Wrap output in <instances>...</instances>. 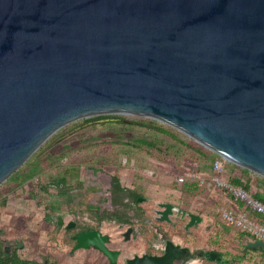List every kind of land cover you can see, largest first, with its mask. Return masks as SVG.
Wrapping results in <instances>:
<instances>
[{
    "label": "water",
    "instance_id": "1",
    "mask_svg": "<svg viewBox=\"0 0 264 264\" xmlns=\"http://www.w3.org/2000/svg\"><path fill=\"white\" fill-rule=\"evenodd\" d=\"M101 115L166 124L264 178V0H0V184L60 128ZM106 241L82 233L73 250L115 264Z\"/></svg>",
    "mask_w": 264,
    "mask_h": 264
},
{
    "label": "rangeland",
    "instance_id": "2",
    "mask_svg": "<svg viewBox=\"0 0 264 264\" xmlns=\"http://www.w3.org/2000/svg\"><path fill=\"white\" fill-rule=\"evenodd\" d=\"M140 120L151 119L93 116L69 123L53 134L40 153H34L29 163L25 162L0 184V249L9 253L17 251L27 264H106L96 252L70 253L75 231L65 230L44 217L64 215L65 220L71 219V215L66 216L71 207L61 204V210L48 212L47 208L43 209L48 205L40 193L41 186L57 183L60 178H65L71 188L78 186L80 179L89 183L87 174L92 171L94 176L118 177L124 186L147 199L141 205L146 210L170 203L185 211L187 219L191 215L201 219L194 226L185 224L187 219H176L171 224L159 222L158 226L174 243L193 251L217 252L221 255L219 260L241 255L250 239L240 230L226 227L221 220L220 209L228 208L231 202L225 191L211 183L213 165L216 161L222 163L221 178L228 183L240 175L243 184L249 183V193L259 190L255 187L256 175L234 170V164L220 156L210 162L208 154L212 151L172 127L159 123L168 127L183 144L131 124ZM139 140L152 145L146 146ZM260 190L264 192V188ZM101 229L110 235L111 246L123 252L118 264H125L123 258L152 251L148 235L124 242L122 231L115 225L106 224ZM184 261L175 264H219L208 260ZM241 264H264V258L248 253Z\"/></svg>",
    "mask_w": 264,
    "mask_h": 264
},
{
    "label": "flooded vegetation",
    "instance_id": "3",
    "mask_svg": "<svg viewBox=\"0 0 264 264\" xmlns=\"http://www.w3.org/2000/svg\"><path fill=\"white\" fill-rule=\"evenodd\" d=\"M91 172L87 174L90 179L89 183L83 182L80 179L79 185L73 188L68 187L65 178H60L57 183L48 184L47 187H40L43 200L48 205L46 207L45 204L43 209L47 208L48 212H55L56 210H61L59 209L61 208V204L71 207V212L66 215H71V219L65 220L64 215L53 216L51 218L44 217L49 222L55 221L57 226L65 230L75 231L73 235L75 244L72 247L71 254L76 251L96 252L97 256L104 258L106 264H110L108 257L95 247L73 250L79 234L98 231L101 237L107 238L105 242L107 249L118 253L115 262V264H118L121 257H123V252L121 249L111 246L112 240L110 235L104 233L101 229L106 224H113L122 231L124 242H129L146 235L151 240L150 246L152 251L123 258V263L125 264L127 260L134 257L162 256L165 253L167 243H172L179 249H186L184 255L173 264L176 262H186L184 260L188 259L211 260V256L215 252L200 249L193 251L185 245L174 243L158 226L159 222L171 224L175 223L176 219L180 221L186 220L187 213L185 211L170 203H163L159 205V208L146 210L141 205L146 203L147 199L139 196L133 188L124 186L118 177L114 175L94 176ZM48 190L53 191L49 192ZM200 221L199 217L191 215L185 224L189 223L190 226H194ZM45 264L48 263L46 262Z\"/></svg>",
    "mask_w": 264,
    "mask_h": 264
},
{
    "label": "trees",
    "instance_id": "4",
    "mask_svg": "<svg viewBox=\"0 0 264 264\" xmlns=\"http://www.w3.org/2000/svg\"><path fill=\"white\" fill-rule=\"evenodd\" d=\"M113 117H115V116H113ZM159 123L160 122H157L155 120H147V121L140 120V121L131 122V124H133L135 126L142 127V128L149 129V130H154V131H156L158 133H161V134H163V135H165V136H167V137H169V138H171V139H173L175 141L180 142L181 144L184 143L177 136H175L171 132V130H168L169 129L168 127H170V126L161 123L163 125L168 126L167 129H166L165 127L161 126V124H159ZM139 143L144 144L146 146L152 145L150 142H147L145 140H139ZM46 144H47V142H45L42 146H40L39 149L35 153L36 154L40 153L44 149ZM214 157H218V155L213 153V152H210L208 154V159H209L210 162L214 159ZM204 158H205V156H204ZM30 160H31V158L29 160H27L26 163H29ZM233 166H234V170L240 169L242 171V174L243 173L246 174L247 172H249L248 170L243 169V168H241L239 166H235V165H233ZM208 167L209 166H207V167H203L202 166V168H205V169H207ZM230 181H231L230 184L232 186H241L246 191H250L251 190V187H250L249 183L243 184L241 182L242 178H241L240 175L234 176V178H232ZM255 187H257V189H259V190H255L253 193H250L251 196L254 199L259 200V201H261L264 204V192H263V190H260V189L264 188V178L256 175V186ZM223 191H225V190H223ZM225 192L228 194L229 202H231L230 205H228L227 209H233L235 212H237L241 208L242 204L234 202L233 198H232V195L230 193H228L227 191H225ZM253 216H255L258 219L262 218L261 215L253 214V213L250 212L249 213V217H253ZM226 227L235 228L232 225H226ZM6 229H8V228H6ZM5 231H7V230H5ZM241 233H243V232H241ZM243 234L250 239V242L245 244V246L243 247V250H242V254L239 255V256H234L231 259L219 260V261H217V262H219V264H241V262L244 261L245 256L248 253H255V254H257V255H259V256L264 258V242H262L260 240H257V239H254V238L250 237L246 233H243ZM5 256H6V250L5 249H3V250L0 249V264H16L15 262H13V260L5 258ZM220 257H221V255H220ZM209 261H212V260H209Z\"/></svg>",
    "mask_w": 264,
    "mask_h": 264
},
{
    "label": "built area",
    "instance_id": "5",
    "mask_svg": "<svg viewBox=\"0 0 264 264\" xmlns=\"http://www.w3.org/2000/svg\"><path fill=\"white\" fill-rule=\"evenodd\" d=\"M214 175L211 183L220 190H225L233 197L234 202L241 203V208L235 212L233 209L221 208L220 216L225 225H232L235 229L248 234L250 237L264 242V204L254 199L251 194L241 186H232L221 178L223 165L216 161L213 165ZM261 215L263 218L249 217V213Z\"/></svg>",
    "mask_w": 264,
    "mask_h": 264
},
{
    "label": "crops",
    "instance_id": "6",
    "mask_svg": "<svg viewBox=\"0 0 264 264\" xmlns=\"http://www.w3.org/2000/svg\"><path fill=\"white\" fill-rule=\"evenodd\" d=\"M5 258L11 259L13 260V262H15L16 264H27L26 261H23L17 254V251H13V252H7L6 251V256ZM20 259V260H19Z\"/></svg>",
    "mask_w": 264,
    "mask_h": 264
}]
</instances>
